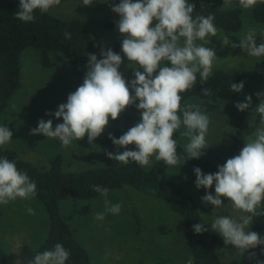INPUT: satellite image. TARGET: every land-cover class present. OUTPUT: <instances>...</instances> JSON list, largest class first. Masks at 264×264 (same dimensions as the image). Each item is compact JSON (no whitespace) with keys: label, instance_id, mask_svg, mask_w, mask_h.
<instances>
[{"label":"clouds","instance_id":"clouds-1","mask_svg":"<svg viewBox=\"0 0 264 264\" xmlns=\"http://www.w3.org/2000/svg\"><path fill=\"white\" fill-rule=\"evenodd\" d=\"M258 2L264 3V0H238L243 9H251ZM82 3L89 6L93 0H82ZM230 3L231 0H224L225 5ZM60 4L61 0H19L15 16L23 22H34L35 11L44 14ZM195 8L189 0H120L113 5L111 10L120 17L116 27L124 37L121 51L133 69L134 78L126 80L119 70L123 58L112 49H102L101 59L88 54L82 84L68 94L67 102L58 105L54 113H46L62 118L63 122L53 127L52 119H40L30 134L58 138L65 148L86 135L92 144L104 133L109 118L116 121L129 106H135L140 113L139 121L119 138L109 135L118 149L116 153H106L109 159L124 165L136 162L142 168L152 167L154 161L175 167L205 155L210 117L199 105L185 103L181 106V93L196 85L197 74L201 81H207L212 75L217 55L215 47L207 45L219 30L214 25L213 15L194 17ZM64 35L71 39V33ZM221 42L223 46L241 48L250 57H264V42L257 44L255 29L241 36L239 44L233 43L228 35H223ZM244 86V82H233L230 91L241 93ZM203 93L208 95L210 90L205 89ZM255 95L260 98L254 111L260 117L261 126L245 141L239 154L228 158L215 173L205 174L199 167L193 169L197 189L209 190L214 185L215 195L208 191L201 197L203 203L218 209L224 206L221 197H225L233 209L241 213L238 218L213 215L211 220L212 232L218 233L225 245L234 246L241 254L264 245V237L249 228L254 218L264 217V92ZM235 107L241 112L252 108V96H246L245 101L237 102ZM182 126L185 130L179 134L188 138L184 145L187 160L178 155L174 139ZM12 136L8 127L0 125V147L9 144ZM129 145H134L135 150H130ZM121 148L124 150L119 151ZM92 187L104 198V211L96 214L97 220H104L106 214L121 212L122 204H112L108 199V188ZM36 195L35 181L19 170L14 161L0 157V205L17 198L31 200ZM27 212L36 214L32 207H28ZM204 225L194 224V232L209 231ZM254 256L255 253H250L249 258ZM69 257L70 252L57 243L50 250L38 252L29 264H66ZM186 264H194V258L190 256Z\"/></svg>","mask_w":264,"mask_h":264},{"label":"rangeland","instance_id":"rangeland-1","mask_svg":"<svg viewBox=\"0 0 264 264\" xmlns=\"http://www.w3.org/2000/svg\"><path fill=\"white\" fill-rule=\"evenodd\" d=\"M200 1L220 10H241V28L233 32L218 28L217 36L211 38L212 42L207 46L216 49L217 59L214 61L213 71L223 70L240 75L245 85L242 92L231 102L198 97H188L185 100V103L199 105L210 117L206 136L208 148L199 159L220 162L227 158L228 147L235 132L255 121L257 113L254 108L260 103V98L255 94L264 92V71H258L254 67L264 57H250L239 47L223 46L221 40L223 35H228L233 43L239 44L241 36L248 30L255 29L259 45L264 42V24L255 22L251 14L253 8L243 9L238 0H231L227 5L224 0ZM49 13L66 20L80 19L100 50H107L119 43V54L123 58L119 70L126 80L134 78L133 69L128 66L129 62L121 51L124 37L116 27L120 17L111 8L105 7L104 0H93L89 6L83 5L82 0H61V4L50 9ZM107 22H112V29L105 27ZM155 23L154 20L153 26ZM50 58V66L44 67L36 50L27 48L22 51L19 62L20 87L13 93L7 109L0 115V125L8 127L13 136L11 142L1 148L15 150L22 159L39 169H48L57 155L61 156L64 171L78 172L87 168L121 165L106 155L107 152L116 153L117 147L105 146L102 141L116 128L124 133L139 121L140 117L129 108L121 113L117 123L109 118V125L104 133L92 144H89L86 135L65 148L58 138L30 134L31 129L38 126L40 119H52L53 127L62 123V118L57 119L46 113H54L58 105L67 102L68 94L78 87L66 57L61 53H52ZM248 95L252 96V108L241 112L235 104L245 101ZM184 130L182 126L179 133ZM179 143L184 148L188 138L179 134ZM128 148L135 150L134 145H129ZM160 178L187 190L200 205V213L209 225L213 215L238 218L241 214L239 210L233 209L225 197H221L224 206L218 209L203 203L201 197L208 191L215 195L214 185L209 190L197 189L196 176L188 164L169 166L161 173ZM108 199L112 204H122V209L118 215L106 214L104 220L94 219L97 213L104 211V198L101 195L94 199H66L60 202L63 218L69 223L74 237L85 247L92 264H186L190 254L181 234L182 219L166 203L131 187L109 190ZM28 207L34 208L36 214L29 215ZM47 228L45 210L35 198H17L7 205H0V241L13 264L29 263L34 259L37 254L35 250L42 243ZM260 235L264 237V229L260 231ZM217 252L220 260L227 264L264 262L257 254L250 259V253L241 254L234 248L218 247Z\"/></svg>","mask_w":264,"mask_h":264},{"label":"trees","instance_id":"trees-1","mask_svg":"<svg viewBox=\"0 0 264 264\" xmlns=\"http://www.w3.org/2000/svg\"><path fill=\"white\" fill-rule=\"evenodd\" d=\"M196 8L193 16L213 15L214 25L225 31H238L241 28V10L233 8L220 10L203 3L200 0H189ZM120 0H104L107 8L119 4ZM19 8V0H0V115L7 109L13 93L20 87V55L27 48L38 52L40 63L44 67L51 64V54L61 53L66 57L68 67L77 85H81L87 71L88 54L97 55L101 50L97 47L91 34L85 29L78 18L61 19L49 12L41 14L35 11L34 22H23L16 18L15 13ZM252 18L257 23L264 24V3L258 2L253 7ZM105 27L113 28L112 22H107ZM71 33V39L65 37V33ZM110 49L120 53L119 43H115ZM255 69L264 71V60L255 63ZM243 82L240 75L215 70L207 81H201L197 74L196 85L182 95L181 106L188 97L201 99H219L221 101H234L240 93L230 91L232 83ZM209 89L210 93L204 95L203 91ZM138 103V101H137ZM140 117L135 106L128 107ZM117 123L118 120L113 121ZM260 125V117L257 114L255 121L248 127L239 128L228 147L227 158L220 162H208L201 159H190L179 143V131L174 134L177 140V153L190 167H199L203 173H215L218 166L223 165L228 158L239 153L247 140ZM123 134L120 128H116L111 135L119 138ZM102 144L112 146L113 143L106 137ZM0 157H7L14 161L19 170L25 171L31 180L37 184L35 199L40 202L45 210L48 228L42 243L37 248L38 252L52 249L57 243L62 244L70 252L66 264H92L89 255L83 245L74 237L69 223L60 211V202L66 199L88 200L94 199L100 193L93 190V185H100L109 190L131 187L139 192L152 195L156 199L166 203L169 208L182 219L181 234L185 247L194 264H227L220 260L218 247L234 248L225 245L223 238L212 232L209 225L200 213L198 203L193 196L183 187L169 180H163L160 175L169 166L163 161L153 163L150 168H142L136 163L127 165H115L97 168H87L78 172L64 171L62 159L57 155L48 169H39L31 162L24 160L13 149L0 147ZM140 220L138 219V222ZM196 223L205 224L209 231L197 234L193 230ZM251 231L258 232L264 229V217H256L249 226ZM262 237V236H261ZM245 253H255L264 260V245L249 249ZM0 264H11L8 252L0 241Z\"/></svg>","mask_w":264,"mask_h":264},{"label":"crops","instance_id":"crops-1","mask_svg":"<svg viewBox=\"0 0 264 264\" xmlns=\"http://www.w3.org/2000/svg\"><path fill=\"white\" fill-rule=\"evenodd\" d=\"M182 143V142H181ZM183 145V144H182ZM192 168V167H191ZM194 169V168H193ZM199 207H200V205H199ZM201 209V208H200ZM94 219H96V216H95V218ZM182 224V223H181ZM37 253H38V251H37V249L35 250ZM11 264H13V263H11ZM23 264H29V263H23Z\"/></svg>","mask_w":264,"mask_h":264}]
</instances>
